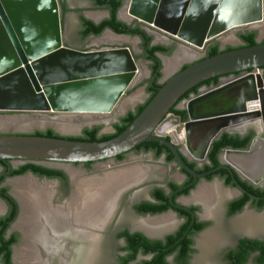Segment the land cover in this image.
Instances as JSON below:
<instances>
[{
	"label": "water",
	"instance_id": "95a60500",
	"mask_svg": "<svg viewBox=\"0 0 264 264\" xmlns=\"http://www.w3.org/2000/svg\"><path fill=\"white\" fill-rule=\"evenodd\" d=\"M124 2L119 18L124 10L128 23L142 24L152 33L175 39L180 47L195 51L206 50L211 41L220 40L232 30L258 29L264 24V0ZM160 61L158 71L164 73L162 58ZM262 67L264 42L196 60L166 79L143 111L118 136L105 141H80L1 132L0 160L39 164L98 162L114 159L144 142H158L173 153L178 168L194 177L189 185L178 190L181 192L197 185L204 176L192 169L185 158L207 160L212 143L224 131L262 118L263 124L259 123L263 133L248 149L226 151L254 156V144L264 139ZM140 69L130 47L91 50L71 47L64 38L59 0H0V115H111L135 86ZM157 75L158 72L152 77V85ZM215 77H221L217 86L204 88L182 100L195 86ZM231 77L236 78L224 83ZM179 104L187 111L188 120L172 128L170 131L176 133V138L168 140L159 129L171 117L179 119L171 112ZM178 140L184 148L178 147ZM261 163L256 175L228 160H221L209 173L225 169L239 190L245 191L234 172L243 180L258 184L264 180V160ZM7 164V174L11 175L12 166ZM170 199L173 200V194ZM176 207L190 212L194 221L192 210Z\"/></svg>",
	"mask_w": 264,
	"mask_h": 264
},
{
	"label": "flooded vegetation",
	"instance_id": "af4514ba",
	"mask_svg": "<svg viewBox=\"0 0 264 264\" xmlns=\"http://www.w3.org/2000/svg\"><path fill=\"white\" fill-rule=\"evenodd\" d=\"M85 1L87 3H90L93 6L91 1H89V0H85ZM65 2L68 5V9L69 10L67 12H63L62 8H61V17H62V25H63V29H64V38H65L66 42L68 41L67 40V37H68V24H69V20L71 18V15L73 13H76L77 16H78V19H79V23H80L79 37H80V39H82L83 41H86V40L90 39L91 37H94V36H90V37L84 38L80 34V31L82 29L81 16H85L87 18V16H86V11L87 10L85 8H82L83 5L76 4L74 2V0H65ZM124 5H125V2L123 0V5H122L121 8H123ZM73 6H74V8H71ZM107 13H108V15L106 17L109 16L108 10H107ZM106 17H104V18H106ZM104 18H102L101 20H103ZM101 20H99V22ZM93 21L95 22L96 20H93ZM125 22L128 23L127 21H125ZM96 23H98V22H96ZM136 23L132 22V23H128V24H136ZM140 25L148 32V30L145 28V26H143L142 24H140ZM237 30H240V29H236V31ZM257 34H258V32H257ZM153 37H154V35H153ZM238 38H239V36H238ZM169 39H172V38H169ZM219 41L220 40L211 41L209 43V45L215 44V43H219L220 44V49H222V50L225 49L227 46L226 47H222V45H221V43ZM257 41L258 42H262L263 40L259 41L257 39ZM152 43L156 44L154 42V38H153V42ZM68 44L70 46L74 47V48H77V49L91 50L89 47H86V46L84 48H81V47H77L75 45H71L70 43H68ZM173 44L175 46H179V42L177 40H175V39H172V44L171 45H173ZM242 44H243V42L241 41V43L239 45H242ZM239 45H237V46H239ZM208 46H207V48H208ZM234 47H236V46H234ZM207 48H206V50L203 51L204 55L201 56L199 59H203L204 57H206ZM179 49H180V46H179ZM160 55H162V54H159V57H160ZM135 59H136V56H135ZM136 60H139V59H136ZM163 64L165 66L164 60H163ZM182 64H180L177 67L178 68L177 71L181 70V68L185 65V64L184 65H182ZM164 68H163V72H165ZM236 75H238V74H234V76H236ZM163 77H166L165 73H162L161 79ZM166 78H168V77H166ZM215 78H218V81H219L218 84H219L220 81H221V77H215ZM215 78H211V79H215ZM151 79L149 80L150 83H151ZM161 79L159 80V83H163V82H161ZM211 79H209V80H211ZM201 84H199V85H197V86H195L193 88V89L197 88V92L196 93H189V95H187V97L184 98V99H188L192 94L197 95L200 92V90H202L204 88H210V87H214V86L218 85L217 84V85H210V86H205V85L202 86ZM125 98L126 97H124V99ZM124 99H123V101H124ZM182 100H183V98H182ZM123 101L121 102V104L123 103ZM175 109L185 110V109H183V107L180 104L177 105L175 107ZM127 112L128 111H126L125 114ZM125 114H123L122 116H124ZM173 115H175V114L173 113ZM0 116H3V115H0ZM175 116H177V115H175ZM177 117H179V119L171 117L170 119L167 120L168 122L166 121L159 129V132L162 135H164L165 138H167L168 140H172L173 138H176V133L173 132V131H170V130L172 128H174L175 126H177L179 123L186 122L188 120V115L184 119L181 118L180 116H177ZM259 121L261 122V124H263L261 119H255L254 121H249V122H247L246 124L242 125L241 127L237 128V129H231V130H228V131H224L217 139H219L224 134L230 135L232 137H239L240 139H245L246 137L252 136L251 140L249 141V143L244 148V149H248V147L251 144V142L256 137H258L260 133H263V130L262 129L260 130ZM62 136H66V135H62ZM178 147L181 148V149L184 148V146H183V144H182V142L180 140H178ZM211 147H212V145H211ZM227 149H234V148L226 147L220 152V154H219L220 164H221L222 156L226 153ZM234 150H242V148L234 149ZM209 152H210V150H209ZM122 155H123V158L121 160H118L117 157H115L114 160H116L117 162H124V160H126V159L128 160L129 159V160H131L130 162H132L133 159H130L131 155L141 156L142 160L146 159V158L147 159L148 158H154L159 163L169 167V170L167 172H164V173L162 172L163 174L159 172L160 176L158 178L156 177V178L153 179V177H151V176H152V173L155 171V168L151 167V166L148 167L146 165V163H145L144 164L145 165L144 166L145 170L143 168L142 169L146 173V176H143L141 178L137 177L138 176V174H137L138 171L136 169H135L136 171L135 170L132 171V170L129 169V170L117 171V172H114V173H109V174H106L103 177L97 178V179L89 178V180L97 181L98 184L106 183V181H105L106 178L109 179L111 177H116L115 178L116 180H123L122 182H120L121 189H120L119 192H117V194L115 195V198L117 200L119 198L120 199L119 201H121V198H123L127 194V198H128V201H129L130 209L132 210V214L134 215V217L137 218V219H134V220L126 218V221H124V222H119L120 219L117 220V221H114V218H115L114 215L115 214L113 215V213L115 211L114 210V208L116 206V203H115L114 208H113L114 211H112L110 215L107 214L108 218H106V220H104L103 223H99L97 227H93L94 229H96L95 231L97 233V237H96V248H97V250H99V242L102 243V240H100V238L103 239V241L104 240L106 241L105 238H106V236H108V234L112 233L113 237L119 242L118 250H117L116 255H115V263L114 264H120L121 263V259L120 258L126 255V252L123 250V247L126 245V241H125V239H123V238L118 236L119 233L125 232V231H127L129 233H141L146 238H149L151 240H164L167 235L174 234V233L178 232L181 229L182 226H184L185 224L188 223L189 218H191V225L188 227L187 232L192 228V226L194 225L196 219L198 221L207 222L208 225L205 228H203L202 230L191 234V238L193 240L192 249L194 251L191 253L189 261L187 262V263H189L192 260L193 256H194L195 247H196V244H197L198 237L204 236V234H206V231L210 227V221L206 220V219H203L201 217V215H200V212L204 211L205 214L209 213L210 211L207 212L206 208L208 206L209 207L212 206L213 202L208 201V202H206V204H204V202L192 199L194 191L197 190V188L202 183L209 184V183H211L213 181L220 180L222 182V184H224L225 187H227L228 189L230 188L231 190H235L238 193L236 195L233 194V193H232V195L231 194L227 195L225 193H222V194H219V196H218V200L223 199L224 201H226L225 213H226V215L229 218L236 219L238 217H241V215L246 211V209L249 206H251L253 209H255L257 211H264V207L262 209H259L252 202L253 200H256V201L264 200V195L261 196V195L253 194V193L249 192L246 189H245V191H240L239 188L237 187V185L235 184V182L233 180V177L231 176L229 171H227L225 169H222V170H225V171H227L229 173V177L232 179L233 185L232 184H228L227 183V179L223 178V177H221L219 175H215L212 178H208V176H212V174L216 173V172L209 173L214 168L210 169V170H205L204 169L205 166L207 164H209V153H208V156H207V160H205L203 162H197L194 159L190 160L189 158H185L186 163L192 169H194L197 173L204 174V176L199 179L197 185H195L193 187H189V188H187V189H185V190H183L181 192H178V190L180 188H182V187H185V186L189 185L194 180V177L192 175L186 173L182 169L178 168V166L176 164V161H175V157H174V160H168L167 159V155L165 153L157 154V152L154 151V150H144V149L140 148V145L135 147L131 151L123 153ZM105 161H108V160L98 161V162H90V166L89 167H87V165H86V163H88V162H86V163H70V164H73L75 166L82 165L85 170L91 171V170H95V169L98 168V167H96V165L98 163L105 162ZM14 162L15 161H11V160H8L7 162L3 161L4 166H0V200L2 201L3 206H4V211L2 213H0V219L7 217L8 211H9L8 204L2 198L3 195L4 196L13 197L16 200L17 204H18L17 216L12 222H10V220H7V222H10V225H9V228L7 229V231L5 233V237L6 238H9L11 235H15L17 237V242L12 245V250L14 249V246L17 245L20 242V240H21V234H20L19 231H11V228L14 227V224L16 223V221H17V219H18V217L20 215V211H21L20 207L21 206H20V203H18L19 201H17L18 199L16 198L15 193L12 192L11 189L7 186L9 184V182L11 181L10 179L13 180L16 177H23V176L27 175V178H30L32 181L37 182V183H39L41 185H43L45 183H50L52 185V189H53V191H52L53 192L52 199H53V197H54V199H58L59 197L60 198L63 197V198H66V199L67 198H72L74 190L76 188L75 184H74V181L73 180L71 181V179L69 177L70 173L69 172L67 173V171H65L63 169H60V170H62L67 175V179L48 178L46 176H39V175L33 174L32 172H28V173H26L24 175H18V176H13L12 174L8 175L7 172L9 170V167H8L7 163H9L12 166L11 171L13 169L19 167L20 165L25 164V163H22V164L20 163L19 166H15ZM130 162H128V163L125 162V164H129ZM192 163L194 164L193 166H192ZM36 164H39V163H36ZM39 165H42V166H45V167H49V168H53V167H50V166H46L44 164H39ZM136 168L140 169V167L139 168L136 167ZM54 169H58V168H54ZM219 171H221V170H219ZM234 175L236 177V175H238V174L236 172H234ZM99 181H101V182H99ZM245 181H247V180H245ZM238 182H239V180H238ZM247 182L250 183L249 181H247ZM171 183L175 184L176 186L175 187L170 186ZM239 184L241 185L240 182H239ZM250 184H252L253 186H255L257 188L264 189V180L262 182L258 183V184H254V183H250ZM4 188H7V191H5ZM158 190L164 191V193L168 196V202H166L165 200L162 201L159 198V195L156 194ZM171 194H173V200L172 201L170 199ZM251 194L254 195V196H251ZM244 195L245 196H249L251 198V200H249L245 204V206L243 207V209L240 212L234 213L232 215L229 214L230 204L232 202L236 201V200H239ZM216 196H217V193H216ZM117 200H116V202H117ZM215 200H216V198H215ZM146 204H152V205H155L157 207H162L163 204H170L171 207L169 209L165 210V211H161V212H157V213H150L148 211H145V209L147 208ZM51 205L55 206L53 203H51ZM176 205L185 206V207L189 208L190 210H192L195 213L194 221H193V216L191 215L190 212L182 210V209H179V208L176 207ZM205 205H206V207H205ZM139 206H142V209H138ZM163 215H171L173 217V221L170 220V222L167 223V227H168V224H170L171 228L163 230L164 228H162V225L158 226V227H150V226H148L146 224H143L141 222L143 220L152 219V218H156V217L163 216ZM165 217H167V216H165ZM3 227H4L3 225L0 226V231L3 229ZM148 229H150V230H148ZM156 229H158L159 231L156 230ZM202 233H204V234L202 235ZM243 238H250V239H256V240L264 241V234L261 233V232L257 233L255 231H251L250 233L234 234L231 237V240L229 241V246L227 247V249L222 254L223 260H224L225 253H227L230 249L236 248L238 246L239 241L241 239H243ZM97 254L98 253H96V257L93 260V264H98L99 261H102L101 260V256L99 254H98L99 255L98 256ZM12 255H13V253H12ZM254 256H256V252H253L251 254L248 262L245 263V264H254V262H253ZM151 257H152L151 255L139 254L135 261L129 262L128 264H138V263H141V262H143L145 260L150 259ZM170 258H173L175 260L174 255H171L167 259L168 262H169ZM12 261H13V259H12ZM224 262H225V264H227V262L225 260H224ZM0 263L2 264L1 260H0ZM13 263H14V261H13ZM14 264H16V263H14Z\"/></svg>",
	"mask_w": 264,
	"mask_h": 264
},
{
	"label": "rangeland",
	"instance_id": "374dc122",
	"mask_svg": "<svg viewBox=\"0 0 264 264\" xmlns=\"http://www.w3.org/2000/svg\"><path fill=\"white\" fill-rule=\"evenodd\" d=\"M74 2L78 5H84L87 3L85 0H74ZM90 14H95L98 16V19L94 18L96 21H99V19L106 15L107 10H96L91 7V9L88 10ZM104 14V15H103ZM120 19L124 21H129L128 16L126 14V11H121L120 13ZM79 19L76 15V13H73L69 20L68 24V37H67V42L70 43L71 45H75L77 47L84 48L89 47L90 49H110V48H116V47H130L131 50L133 51L134 56L139 57V63L141 65V69H145V74L142 76V78L137 81L135 86L128 91V94H126V98L124 99L122 104H126L124 108H119L116 110L115 113L111 115H92L96 116V118H93L91 123L90 122H84L82 118L78 117L79 115L76 114H55V113H43V114H36V113H8V114H3V116L0 117H5L9 118L11 120L9 124H14L15 126H9L8 128H1L0 127V132L2 133H33L35 131H46L47 129H53L56 133L61 134V135H66V136H79L82 134L83 130L85 128H92L95 126H100V134H109L114 131L113 125L119 121L121 116L126 112L130 110H134L139 104H142L146 101L148 98V92H147V86L149 83V80L152 78L151 77V70H150V62L145 60L143 58V49L141 47V40L138 37H131L127 35H117L109 30L105 31L102 35L98 37H91L90 39L83 41L79 37ZM250 31H257L258 32V37L257 39L259 41L264 40V35L261 34V32L258 29L254 28H243L240 30H233L225 35H223L220 38V43L222 47L226 46H237L241 43L240 39L238 38L240 33H246ZM149 34L154 35V42L155 43H160V44H165V45H171L172 44V39L166 38L165 36L158 35L152 33L150 30H148ZM224 38H227V41H223ZM179 46H175V50L171 55H160V58L162 60L168 59V58H173L176 56V52L179 51ZM182 49L189 50L185 47H182ZM192 51V50H189ZM195 52V51H192ZM204 55V52L201 51L197 58H190L185 60V62H181L180 64H189L192 63L196 60H198L201 56ZM166 57V58H165ZM192 59V60H191ZM189 60V61H188ZM178 65V64H177ZM172 67L169 72L168 70H165V76L170 78L172 75H174L176 72H178V66ZM166 68V66H164ZM177 68V69H176ZM167 69V68H166ZM261 71V70H260ZM262 72V71H261ZM166 77H163L161 79V82H164ZM130 92V93H129ZM136 93V94H135ZM135 94V95H134ZM131 95V96H130ZM128 97V99H127ZM134 97V98H133ZM135 99V100H133ZM128 102V103H127ZM121 105V104H120ZM122 109V110H121ZM9 116V117H8ZM22 116V119H21ZM24 116V117H23ZM82 116H88L86 114H81ZM20 118L19 120L16 119ZM27 117V118H26ZM85 117L83 118L85 120ZM15 118V119H14ZM91 119V118H90ZM102 119V120H101ZM13 120V121H12ZM16 120V121H15ZM90 121V120H89ZM28 122V123H27ZM168 122V121H167ZM22 123V124H21ZM25 123V124H24ZM19 125V126H18ZM18 126V127H17ZM130 158V157H129ZM141 156H134L131 155L130 159H133L132 162L131 160H124V162H117L114 159H110L105 162L98 163L96 167H98L95 170L87 171L84 169L82 165L75 166L70 163H63V164H46L43 163L46 166H54L58 167L59 169H63L67 171L73 170L77 171L79 174V178L81 179H86V181H89V178H101L106 174L109 173H114L117 171L121 170H137V177H143L146 176V173L144 172V164L148 167H154L155 171L152 173L153 179L158 178L160 176V173L167 172L169 170V167L159 163L156 159L154 158H146L143 159ZM139 159V160H138ZM125 162H130L129 164H125ZM20 163L22 164L23 162H14L15 166H19ZM136 167H140V169H137ZM144 170H143V169ZM135 170V171H136ZM160 172V173H159ZM68 173V171H67ZM162 173V174H163ZM177 175V174H176ZM26 176L23 177H16L14 179H22L25 178ZM69 177L71 181L73 180L71 175L69 174ZM145 178V177H144ZM107 179V178H106ZM12 180V179H10ZM9 180V181H10ZM132 184V183H131ZM130 184V185H131ZM43 185H46L43 184ZM118 185H120V180H116L113 185L109 187L111 190L110 192H113L114 190L118 189ZM201 185H207L215 187V195L212 197H207L206 200L213 202L212 206H208L206 208L207 214H205L204 211L200 212V215L203 219L209 220L210 221V227L206 231V234L202 237H198L197 244L195 247V252L192 260L187 263V264H225L222 254L223 252L227 249L229 246V241L231 240V237L234 234H239V233H250L251 231L255 232H261L264 234V211H257L253 209L251 206H249L246 211L241 215V217H238L236 219L229 218L226 213H225V207H226V201L223 199L218 200L219 194L225 193L227 195L231 194H238L235 190H231L230 188L228 189L227 187L222 184L220 180L213 181L209 184L202 183ZM12 192L15 193L16 198L19 196L25 195L28 191H31L27 186H21L16 188L13 183H10L7 185ZM129 186V185H128ZM105 190V188H104ZM217 193V196H216ZM120 194V193H119ZM118 194V195H119ZM19 195V196H18ZM114 196V195H113ZM119 197V196H118ZM216 198V200H215ZM52 199L51 198L48 200L49 205L53 203L55 206L53 207H59L63 208V211H69L68 208L71 205L72 198H63L59 197L58 199ZM116 198L113 202L112 207L110 208L111 211H108L109 215L111 214L112 211H114V221L119 220V222H124L126 221V218L129 219H137L134 217L132 214V210L130 209L129 201L127 198V194L120 199L118 198L116 202ZM1 201V200H0ZM19 201V200H18ZM2 202V201H1ZM196 202V201H195ZM116 203V206L114 208V205ZM52 206V205H51ZM206 207V206H205ZM114 208V210H113ZM4 211V206L2 203V206L0 207V213ZM170 217L171 220L173 221V217L171 215H163ZM159 216V217H163ZM108 218V216L106 217ZM69 226L68 228L70 230L76 231L79 237H82L84 233L78 232L79 227L85 228L86 230H91L87 227H83L79 224V221L74 217L69 216ZM67 220V221H68ZM165 219L163 222L164 224L162 225L163 230H166L170 227V224H168L167 227V222ZM171 221V222H172ZM78 223V224H77ZM77 224V225H76ZM145 224V223H143ZM162 224V223H161ZM91 227V226H88ZM151 227V226H150ZM92 228V227H91ZM160 229V228H159ZM150 230V229H148ZM158 230V229H156ZM11 231H19L21 234V240L20 242L14 246L13 249V256H14V261L16 264H28L25 263V261H22V256L21 254L18 253V251H21V249L27 245L28 243V236L23 230V228H19L17 226L11 228ZM23 231V232H22ZM83 231V230H81ZM155 231V230H154ZM159 231V230H158ZM161 231V230H160ZM164 233V232H163ZM106 241L100 238L102 240V243L99 242V250H97V253L101 256V260L99 261L98 264H114L115 263V255L118 250L119 242L113 237L112 233L108 234L106 236ZM101 243V244H100ZM97 254V255H98ZM98 255V256H99ZM103 256V257H102ZM170 264H179L176 263V261L173 258L169 259ZM1 264V263H0ZM31 264V263H30ZM93 264V262H92Z\"/></svg>",
	"mask_w": 264,
	"mask_h": 264
},
{
	"label": "trees",
	"instance_id": "16d2710c",
	"mask_svg": "<svg viewBox=\"0 0 264 264\" xmlns=\"http://www.w3.org/2000/svg\"><path fill=\"white\" fill-rule=\"evenodd\" d=\"M59 1L62 11L67 12L69 9L65 0ZM89 1L92 2L93 9L108 10L109 16L98 23L94 22L89 18H86L85 16H81V36L84 38L90 36L98 37L102 35L105 30L109 29L117 35L138 37L141 40V47L144 53L143 58L150 62L151 77H153L154 74L158 72L154 84L152 85L150 81L148 83L147 92L149 94V97L144 103L139 104L134 110H130L124 116H122L120 120L113 125L114 131L109 134L101 135L100 126L85 128L82 134L79 136H62L56 133L53 129H47L46 131H35L32 134L49 137L69 138L72 140L80 141L109 140L121 134L135 120V118L143 111L146 105L155 96V94L157 93V88L163 85V83H159V80L162 77L161 71H158L161 64L159 54L168 56L171 55L175 50V45H165L160 43L153 44V35L149 34L140 24H128L125 21L121 20L118 17V13L123 5V0ZM257 36L258 34L256 31L240 33L239 38L243 42V44L236 47L227 46L223 50L220 49L219 43L211 44L207 48L206 57H211L221 52L229 51L236 48L257 45L259 43L257 41ZM262 42H264V40ZM136 59H139V57H136ZM188 66L189 64H185L181 68V70L185 69ZM261 71L263 72L264 76V67L261 68ZM218 82V78H215L207 80L201 85H217ZM196 92L197 88L192 89L190 92L183 96V99L186 98L189 93ZM171 112L177 116H180L183 119L187 116L186 110H179L173 108ZM251 138L252 136L246 137L245 139H240L239 137H232L230 135L224 134L212 143V147L209 152V164H207L204 169L210 170L220 165L219 154L224 148L230 147L234 149H244L251 140ZM140 148L144 150H154L157 152V154L165 153L167 155L168 160H174V156L170 152V150L161 143L144 142L140 145ZM122 158V154L117 156L118 160H121ZM86 165L87 167H89L90 162L86 163ZM193 165L194 164L192 163V166ZM0 166H4L2 160H0ZM28 172H32L33 174L39 176H46L48 178L67 179V175L62 170L45 167L33 162L25 163L13 169L12 175H24ZM215 175H219L223 178H226L227 183L233 185V181L229 177V173L227 171H218L212 174V176H208V178H212ZM236 178L239 180L241 185L249 192L261 196L264 195V189L253 186L247 181L242 180L238 175H236ZM170 186L175 187L176 185L171 183ZM4 190L7 191V188H4ZM156 194L159 195V198L162 201L165 200L166 202H168V196L164 193V191L158 190ZM2 198L8 204L9 211L7 217L0 219V226H4L3 229L0 231V260L2 264H14L12 261V245L17 242V237L15 235H11L9 238H6L5 233L9 228L10 222H12L17 216L18 204L16 200L11 196L3 195ZM249 200H251V198L249 196L244 195L239 200L232 202L230 204L229 214L232 215L234 213L240 212ZM252 202L259 209H262L264 207V200H253ZM146 205L147 208L145 209V211H148L150 213L165 211L171 207L170 204H163L162 207H157L152 204ZM138 209H142V206H139ZM7 220H10V222H7ZM190 225L191 218H189L188 223L182 226L178 232L167 235L164 240H151L149 238H146L141 233H129L127 231L119 233L118 236L125 239L126 241V245L123 247V250L126 252V255L120 258V264H128L129 262L135 261L139 254L151 255L152 257L138 264H169L167 259L171 255H174L175 261L177 263L186 264L189 261L191 253L194 251L192 249L193 240L191 238V234L202 230L208 225V223L198 221L196 219L192 228L187 232V229ZM253 252H256V256H254L253 258L254 264H264V241L250 238L241 239L236 248L230 249L227 253H225L224 260L227 262V264H245L248 262Z\"/></svg>",
	"mask_w": 264,
	"mask_h": 264
},
{
	"label": "bare ground",
	"instance_id": "6f19581e",
	"mask_svg": "<svg viewBox=\"0 0 264 264\" xmlns=\"http://www.w3.org/2000/svg\"><path fill=\"white\" fill-rule=\"evenodd\" d=\"M89 16L98 19V16L95 14L89 13ZM257 28L261 34L264 35V24ZM227 40V38L223 39V41ZM189 50L195 51L193 49ZM189 50H185L180 47V50L176 52L175 57L168 59L165 57L166 59H164V63L167 69L164 68V71H169L172 69V67L176 66L177 64L180 65L181 62H185L187 59L194 57L197 58L196 56L200 54V51L192 52ZM144 74L145 69H140L136 83L142 78V76H144ZM235 78L236 77H231L227 80H224V83L230 82ZM121 102L117 106L118 109L124 108L126 105L121 104ZM78 117L82 118V120L87 123H91L92 119L96 118V116L92 115H88L86 117H81L79 115ZM84 117L85 120L83 119ZM9 118H6V116L0 117L1 128L15 126L14 124H9L11 123ZM16 119L19 120L20 118L16 117ZM254 146V156L225 153L222 156V160H228L248 174L256 175L258 173L257 170L259 165H262L261 162L264 160V139H261L260 142H256ZM259 146H263V149L257 150ZM68 172L72 176L76 187L72 196L71 205L68 208L69 211H63V208L49 205L48 200L53 194L52 185L50 183L41 185L27 177L22 179H13L10 181V183H13L16 188L25 185L31 189V191H28L25 193V195H18L19 197H17L21 206V211L15 226L23 228L28 236L27 245H25L21 251H18V253L22 256V261H25V263L92 264L96 257L97 233L95 231L96 229L93 227H97L99 223H103V221L106 220L107 214H109L108 211H111L110 208L112 207L115 200V195L120 191L121 186L118 185V189L110 192L111 190L109 187L114 184L116 177H111L109 179L107 178L105 180L106 183L98 184L97 181L94 180L86 181V179H80L78 173L72 169H69ZM122 181L123 180H120V182ZM214 195V187L212 188L211 186L200 185L197 190L194 191L192 199L204 202V204H206V202H208V200H206L207 197H212ZM1 206L2 202L0 201V207ZM69 216L73 219L75 217L79 221V224L77 223L78 225H84L83 227H87L91 230H86L85 228L79 227L78 232L84 233L82 237H79L76 231L70 230L68 228L70 224L68 220ZM165 219L168 221L170 217H156L143 220L141 222L151 227H158L164 224L163 221ZM88 226H91L92 228Z\"/></svg>",
	"mask_w": 264,
	"mask_h": 264
},
{
	"label": "crops",
	"instance_id": "0c3cea01",
	"mask_svg": "<svg viewBox=\"0 0 264 264\" xmlns=\"http://www.w3.org/2000/svg\"><path fill=\"white\" fill-rule=\"evenodd\" d=\"M91 7H93L90 3H85L83 6H82V8H85L87 11H86V16H87V18H90V19H92V20H95L93 17H91V16H89V9H91ZM71 8H74V6L73 7H71ZM106 13H107V11H106ZM73 15V14H72ZM71 15V16H72ZM77 15V14H76ZM104 15V14H103ZM108 15V13L106 14V15H104V16H102L99 20H101L102 18H104V17H106ZM78 17V16H77ZM72 47V46H71Z\"/></svg>",
	"mask_w": 264,
	"mask_h": 264
}]
</instances>
